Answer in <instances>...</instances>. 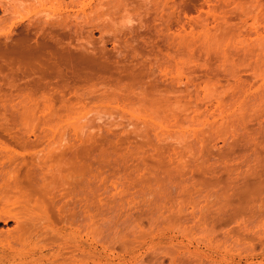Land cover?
<instances>
[{"label":"rangeland","instance_id":"374dc122","mask_svg":"<svg viewBox=\"0 0 264 264\" xmlns=\"http://www.w3.org/2000/svg\"><path fill=\"white\" fill-rule=\"evenodd\" d=\"M95 6L106 72L1 73L0 264H264V0Z\"/></svg>","mask_w":264,"mask_h":264},{"label":"bare ground","instance_id":"6f19581e","mask_svg":"<svg viewBox=\"0 0 264 264\" xmlns=\"http://www.w3.org/2000/svg\"><path fill=\"white\" fill-rule=\"evenodd\" d=\"M102 2L101 0H31L29 12L24 15L14 9L16 4H14L15 2L13 3V0H0V77L2 78L3 74L1 75V73L4 70L13 79L19 74L22 76L34 74L36 80L32 79V82L29 83L31 87L28 82L26 85L33 90H37L40 86L39 82L42 83L43 80L50 76L64 81H70L69 78H72L74 82H78L79 79V81H85V79L83 80L85 73L88 74L87 76L91 80L106 72L109 68L108 64L106 66L108 68L105 69L102 65L105 63L97 60V57L101 54L96 56L95 50L93 51L89 47L84 45L79 47L77 46L78 44L73 45L70 42L73 37L68 38L70 34L67 35V39L64 36L67 31L70 32L69 24L72 19L76 20L73 22H77L79 17L82 18V15H87V9L97 8L99 6L96 7L95 5H101ZM66 19H69L68 21L71 19L70 23ZM18 29H20V33L18 32L19 34L17 35ZM14 33L17 36L14 37ZM103 62L106 61L104 60ZM82 76L83 78H81ZM88 77L85 76L87 79ZM34 87H37V89ZM46 107L48 105L42 109H46ZM52 135V140L50 139L52 143L53 141L58 143L59 140H65L62 135L60 136L61 138L59 137L60 139L56 135ZM49 141L48 143L50 144L46 148L49 149L50 147L51 150V145L55 146V143L52 144ZM60 142L62 143V141ZM55 148L57 147L55 146ZM7 149L3 155L8 157L12 152ZM47 153L50 154L51 152L47 150ZM14 199L6 197L4 200L14 203ZM3 213H7V211ZM2 216L4 214H0V217ZM34 219L36 222L43 224L47 222V216L45 217L40 212L35 214Z\"/></svg>","mask_w":264,"mask_h":264}]
</instances>
